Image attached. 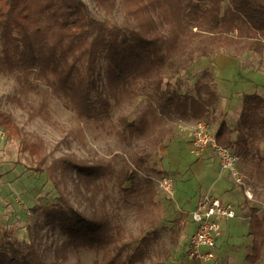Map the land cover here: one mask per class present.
Listing matches in <instances>:
<instances>
[{
    "label": "trees",
    "instance_id": "1",
    "mask_svg": "<svg viewBox=\"0 0 264 264\" xmlns=\"http://www.w3.org/2000/svg\"><path fill=\"white\" fill-rule=\"evenodd\" d=\"M94 1L106 15H111L120 1L124 22L96 18L84 0H0V72L29 83L31 79L43 81L81 122L109 118L114 106L144 94L147 101L137 120L120 115L110 123L111 133L120 142L139 137L153 147L160 145L173 133L164 126L167 118L209 122L219 100L213 72L201 71L193 84L194 93L181 92L182 81L177 75L196 59L208 58L221 49H232L234 55L264 52V0ZM47 108V102L42 101L30 114L43 116ZM0 127L7 139L24 135L13 116L2 110ZM215 137L239 155L244 181L264 184L261 94L244 93L235 126L220 121ZM21 149L36 156L38 165L50 158L42 141L24 140ZM49 162L45 171L53 185L57 187L73 174L91 204L104 192V184L112 182L118 194L115 207L131 212L140 233L128 232L104 203L92 204L85 212L59 193L55 203L41 208L46 223L65 235L54 255L31 239L20 240L3 231L0 264H66L69 248L93 251L94 264H165L154 251L162 206L153 175L161 176L163 171L152 167L146 149L122 157L118 164L111 159L80 158L73 152ZM244 206L251 237L245 259L257 264L264 249V216L248 199ZM185 226L178 220L170 229L172 244Z\"/></svg>",
    "mask_w": 264,
    "mask_h": 264
},
{
    "label": "rangeland",
    "instance_id": "2",
    "mask_svg": "<svg viewBox=\"0 0 264 264\" xmlns=\"http://www.w3.org/2000/svg\"><path fill=\"white\" fill-rule=\"evenodd\" d=\"M84 1L96 18L107 17L112 22H124L120 1L111 15H106L94 0ZM232 51L221 49L213 56L196 59L177 75L182 81L181 92L194 93L193 84L201 71L209 69L213 72L219 100L208 123L214 132L222 120L230 128L235 126L244 93L256 92L264 97V52L234 55ZM33 83L38 86H33ZM42 101L48 105L46 114L31 116L30 110H36ZM146 101L144 94L140 93L130 102L114 106L109 118L81 122L62 100L49 92L43 81L35 82L31 79L29 83L0 72V110L11 114L24 129L22 138L7 139L5 136L0 139V238L3 231H9L20 240L35 241L47 253L54 255L65 240V235L57 226L51 227L46 223L41 208L55 203L59 193L75 208L85 212L90 211L92 204L104 203L114 219L122 223L128 232L138 236L140 226L131 212L115 207L118 194L112 182L104 184V192L98 194L91 204L75 183L73 174L59 181L56 187L45 168L51 159L67 152H73L80 158L111 159L118 164L122 157H130L134 151L144 148L150 153L152 167L163 171L161 176L172 180V193L163 191L154 180L162 206V218L157 226L159 239L154 251L159 253L161 260L165 264L191 263L186 256L189 236L195 230L190 212L203 195L210 193L232 204L236 217L221 221V235L213 248L215 260L209 264H249L245 255L250 250L251 237L247 234L248 211L244 202L248 199L264 216V184L252 179L244 181L242 178L252 194L249 199L243 191L244 186L236 183L229 172L221 171L212 151L207 149L196 155L190 143L192 119H164V126L171 128L173 133L158 146L153 147L139 137L120 142L111 133L110 123L120 115L137 120ZM24 140L42 141L49 151V160L47 156L43 164H36V156L21 149ZM260 155L264 158V143L260 145ZM237 166L240 170L241 160ZM178 220L180 225L185 222L186 226L179 231L177 242L172 244L170 229L176 227ZM65 256L66 264H94L96 259L94 252L88 249L69 248ZM257 264H264V249Z\"/></svg>",
    "mask_w": 264,
    "mask_h": 264
},
{
    "label": "built area",
    "instance_id": "3",
    "mask_svg": "<svg viewBox=\"0 0 264 264\" xmlns=\"http://www.w3.org/2000/svg\"><path fill=\"white\" fill-rule=\"evenodd\" d=\"M191 148L196 155L210 149L217 157L221 171L231 174L236 183L244 186L245 195L251 199L252 194L242 180L238 168L239 155L230 148L220 145L212 131L210 124L203 119L193 122L191 129ZM5 137V131L0 127V139ZM158 186L166 192L172 193V180L165 176L154 178ZM195 223V230L189 236L186 256L193 262L209 264L215 260L213 248L221 235V221L236 217L234 207L224 202L218 195L206 193L197 202L196 207L190 212Z\"/></svg>",
    "mask_w": 264,
    "mask_h": 264
},
{
    "label": "crops",
    "instance_id": "4",
    "mask_svg": "<svg viewBox=\"0 0 264 264\" xmlns=\"http://www.w3.org/2000/svg\"><path fill=\"white\" fill-rule=\"evenodd\" d=\"M210 150V149H209ZM211 151V150H210ZM233 192V191H232Z\"/></svg>",
    "mask_w": 264,
    "mask_h": 264
}]
</instances>
